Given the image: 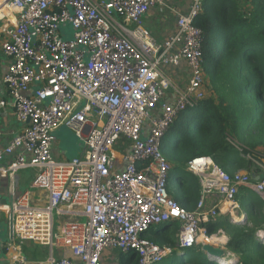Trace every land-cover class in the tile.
<instances>
[{"label":"built area","instance_id":"1","mask_svg":"<svg viewBox=\"0 0 264 264\" xmlns=\"http://www.w3.org/2000/svg\"><path fill=\"white\" fill-rule=\"evenodd\" d=\"M206 1L190 0L176 16L175 33L158 42L143 16L161 0H0V51L8 59L2 81L23 124L0 147V161L10 157L0 171L12 176L30 169L31 187L45 192L42 204L29 192L8 203L0 192V212L12 239L68 248L69 256L50 254L43 264H101L107 248L132 251L134 264H159L173 252L216 245L218 234L208 235L202 224L228 216V207L238 213L240 187L264 199V160L249 155L256 169L231 174L210 157L188 161L186 170L200 185L192 210L168 192L172 166L161 151L163 138L178 115L208 92L202 32L195 26ZM181 60L189 79L168 103L163 100L171 82L163 68ZM60 127L80 140L79 155H53ZM226 139L241 152V144ZM115 148L123 152L120 162ZM170 221L179 224L174 248L145 237ZM209 260L234 263L228 252Z\"/></svg>","mask_w":264,"mask_h":264},{"label":"trees","instance_id":"2","mask_svg":"<svg viewBox=\"0 0 264 264\" xmlns=\"http://www.w3.org/2000/svg\"><path fill=\"white\" fill-rule=\"evenodd\" d=\"M249 1V8L241 9L238 0H207L195 20L202 32L209 95L178 115L161 144L172 166L168 192L187 210L195 207L200 190L197 176L186 170L191 159L210 157L229 174L256 169L247 155L258 162L264 160V0ZM227 136L243 146L241 152ZM172 178L179 193L172 189ZM236 201L244 214L241 220L219 216L202 225L208 235L219 229L224 232L227 250L238 257L232 264H264V241L256 235L264 230V199L240 187ZM171 224L164 222L157 228ZM185 254L180 264H214L200 245ZM125 264H134L131 257Z\"/></svg>","mask_w":264,"mask_h":264},{"label":"crops","instance_id":"3","mask_svg":"<svg viewBox=\"0 0 264 264\" xmlns=\"http://www.w3.org/2000/svg\"><path fill=\"white\" fill-rule=\"evenodd\" d=\"M95 1H99V0H95ZM189 1L190 0H161V3L153 4L152 6H150L148 11L143 16V25L145 29L158 42L167 40L170 36H172L175 33L177 29L176 27L177 14L184 13L188 10V6L190 3ZM7 63H8V59L0 51V101L5 102V105L0 107V134H1L0 147L6 146L9 143V141L12 139V137L16 135L23 126V124L18 122L15 118L13 108L11 107L9 102V97L6 88L2 81L3 75L6 72ZM163 71L168 76L171 82V86L169 87L168 92L163 101L172 103L175 98L174 89L182 88L188 82L190 75L189 68L186 62L181 60L180 63L176 66L164 67ZM157 111H155L154 113L156 114ZM62 128L64 127L57 128L54 131L56 140L53 145V155L57 159L60 158L70 159L74 156L79 155L82 152V146L81 144H78L77 149L74 150L73 152H69V154H66L65 151L61 153L60 149L57 148L56 145L59 138L62 137V132H61L63 130ZM175 140L176 138L173 135L171 141L174 142ZM9 161H10V157L8 156L5 157L2 161H0V167L7 166ZM21 170L27 171L30 176V184H29L30 189H24L19 186L18 193L22 194L24 192H29L31 198L35 203L37 204L44 203L45 192L41 190H36L31 187L32 180L34 177L33 171H31L30 169H21ZM17 172H15V174ZM15 174L10 176L8 174L5 175L0 171V192L3 200L7 201L8 203L10 199L13 201L14 198L19 195L16 194L17 188H16V182L14 180ZM252 179L257 181L256 180L257 176H254V174H252ZM212 199L215 202L219 200L218 197ZM209 203L210 200L207 201V204ZM220 204L221 203H219V207L222 206ZM239 215L241 216L239 217ZM243 216L244 214L239 209L237 213L238 218L237 217L236 218L240 220ZM224 217H229V216H224ZM170 222H172L171 226H168L164 229L159 230V228H157L158 225L151 227L154 229L152 230L150 228V230L145 234V237L150 240L152 239L153 243L157 245L174 248L176 243V236L179 230V224L175 221H170ZM57 223L58 224L56 225H58V227H60V225L62 224V222L59 221H57ZM163 234L171 235L174 238L175 242L171 243V241L168 240L167 237H164ZM220 237H221V241L224 244V245L221 244L220 246H222V249L225 248V252L226 253L228 252V254L230 255V259H233V261L236 262L238 260V257L234 253L229 252L225 246L227 237L224 234V232L223 235ZM128 252H131V255L133 253L132 251L121 252L109 248L104 249L101 256V264H125V259L130 257L134 263L135 261L134 253L132 256H129ZM181 252L183 253V255H181L183 256L182 258L185 259L186 258L185 250ZM50 254L53 255L54 258L67 257L69 256V250L64 246L49 247L45 245H40L39 243L34 241L19 242L15 239H12L9 225L6 222V216L4 215L3 212H0V264H43ZM162 261L160 263H162Z\"/></svg>","mask_w":264,"mask_h":264},{"label":"rangeland","instance_id":"4","mask_svg":"<svg viewBox=\"0 0 264 264\" xmlns=\"http://www.w3.org/2000/svg\"><path fill=\"white\" fill-rule=\"evenodd\" d=\"M238 2H239V5H240V7L242 8V9H248L249 8V6H250V1L249 0H238ZM67 31H68V37H71V30H70V28H67ZM209 95V86H208V92H207V96ZM63 130L61 131L62 132V137L61 138H59V140H58V142H57V148H59L60 149V151H61V153L62 152H66V154H69V152H73L74 150H76L77 149V146H78V144H81V142H80V140L77 138V137H75L74 136V134L72 133V132H70L69 130H67V129H64V128H62ZM82 145V144H81ZM259 150H261V149H259ZM114 151H115V154H116V159H117V161L118 162H120V160H121V157H122V155H123V152L122 151H119L118 149H114ZM262 151V150H261ZM61 159V158H60ZM240 172H247V171H245V170H242V171H240ZM14 180H15V182H16V194H19L18 192H19V186L20 187H22V188H24V189H30L29 188V184H30V176H29V174H28V172L27 171H25V170H20V171H18L15 175H14ZM172 189H173V191L174 192H177V193H179L178 191H177V185H176V181L175 180H173V178H172ZM236 211V210H235ZM237 212V211H236ZM226 215V214H225ZM225 215H223L222 217H224ZM230 215V212H229V214H228V216ZM241 215H239V217H240ZM229 218V217H228ZM152 230L154 229V228H151ZM219 231V233H217ZM264 231V230H263ZM218 234V242L217 243H214V244H216V245H218V246H216V245H213V246H215V247H221L222 248V246H220V244H222V245H224L223 244V242L221 241V237L220 236H222L223 235V231L222 230H217L216 232H214L213 233V235L216 237V235ZM257 234H258V232H257ZM163 236L164 237H167V239L168 240H170L171 241V243H173V242H175L174 241V238L171 236V235H167V234H163ZM259 238H261L262 240H264V236L263 235H257ZM223 251H225V248H223ZM178 253L179 252H173V253H171V254H169L168 256H166L163 260L165 261V262H170V263H172V264H180L183 260H184V258H182L183 256H181V255H178ZM187 256V255H186ZM186 259V258H185ZM163 262V261H162Z\"/></svg>","mask_w":264,"mask_h":264},{"label":"water","instance_id":"5","mask_svg":"<svg viewBox=\"0 0 264 264\" xmlns=\"http://www.w3.org/2000/svg\"><path fill=\"white\" fill-rule=\"evenodd\" d=\"M256 180H258V178ZM11 202H12V200L10 199L9 203H11ZM10 215H11V213H10ZM256 235H258V234L256 233ZM201 250L208 256V259H210L211 257H220V256H222V255H220V253H222V252L219 251V247H215V246H213L212 244H209V243L203 244L201 246ZM179 255H183V253L181 252V253H179Z\"/></svg>","mask_w":264,"mask_h":264},{"label":"bare ground","instance_id":"6","mask_svg":"<svg viewBox=\"0 0 264 264\" xmlns=\"http://www.w3.org/2000/svg\"><path fill=\"white\" fill-rule=\"evenodd\" d=\"M228 207V206H227ZM229 208V211H230V215H229V218H231L232 220H238L237 218V212L235 211V209L228 207ZM237 217V218H236ZM258 234L260 235H263L264 236V231L261 230V231H258ZM219 251L222 252L220 253V255H224L225 254V251H223L222 248H219Z\"/></svg>","mask_w":264,"mask_h":264}]
</instances>
